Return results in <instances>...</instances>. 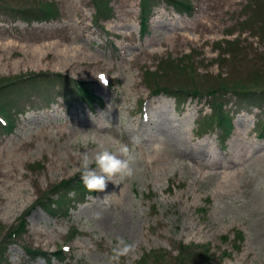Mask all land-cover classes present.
<instances>
[{
  "label": "rangeland",
  "instance_id": "374dc122",
  "mask_svg": "<svg viewBox=\"0 0 264 264\" xmlns=\"http://www.w3.org/2000/svg\"><path fill=\"white\" fill-rule=\"evenodd\" d=\"M149 1L0 0V88L56 74L100 99L0 93V264H110L116 237L138 246L120 264H264V0ZM85 135L134 174L89 192Z\"/></svg>",
  "mask_w": 264,
  "mask_h": 264
},
{
  "label": "clouds",
  "instance_id": "9594fccd",
  "mask_svg": "<svg viewBox=\"0 0 264 264\" xmlns=\"http://www.w3.org/2000/svg\"><path fill=\"white\" fill-rule=\"evenodd\" d=\"M139 142V138H136V143ZM80 143L83 149L79 153L81 156L79 165L81 179L89 192H103L107 187L108 181L114 183L113 177H131L134 174L133 165L136 157L128 145L118 143L115 150H112L105 146L104 140L87 135L83 137ZM90 144L94 145V148H90ZM155 147L159 148L161 146L156 145ZM93 164L96 165L95 168L92 167ZM109 196L106 195L102 201L107 202ZM97 219H99V216H97ZM103 236L104 233L101 231L96 236V239H100ZM109 244L111 245L110 264H120L123 257H128L130 254L135 253L138 247L135 242H129L120 237H116L114 243L109 241Z\"/></svg>",
  "mask_w": 264,
  "mask_h": 264
},
{
  "label": "trees",
  "instance_id": "16d2710c",
  "mask_svg": "<svg viewBox=\"0 0 264 264\" xmlns=\"http://www.w3.org/2000/svg\"><path fill=\"white\" fill-rule=\"evenodd\" d=\"M149 3H150V1L146 0V2H144V5L148 7ZM189 10H190V6H188V8L186 9L185 12H187V11L189 12ZM50 11H51L50 9H48L47 11L39 10V13L40 14L42 13V14L40 15L41 17L37 18V19L38 20H40V19L47 20L49 18V16H50V13H51ZM15 14H17L18 17L20 16V18H22V19H23V17H26V19H25L26 21L29 18L27 16L30 15V13L25 12V11H18ZM66 82H69L71 84V86L68 87V89L70 91H72L73 94L78 95V96L81 95V96L87 97V99L89 101H97L98 100V98H96L95 96L91 95L87 84H83L81 82H76V81L73 82L72 80H68L65 76L63 77V76L56 75V74H54L53 76L49 75V74H43L41 76L40 75H32L31 77L23 78L22 80H19V81H13V82L11 81V83H5L0 88L1 89L0 93L2 95L1 98L4 101L9 103L10 101H12V99H11L12 97H13V99L16 98V96L14 94L17 93V91H18V94L25 91L24 89H22V87L28 88V91H33L34 90L36 92H39L38 88L43 86V85H47V86H49V88L50 87L53 88L54 86H64L65 87ZM156 92L159 93V91H156ZM33 93H35V92H33ZM179 94H180V91H175L174 92V95H176L178 97H180ZM186 94L187 93L184 92L182 95L186 96ZM41 95H42L43 98L46 99V104L47 105L51 104L54 101V99H55L49 93H42ZM191 96L195 97L196 95L193 94ZM23 98H25V97H23ZM26 98H28V95L26 96ZM52 98H54V99H52ZM240 98H242V99H246V98L247 99L248 98L254 99L255 96L252 93L246 92V93H242V95H240ZM1 103L3 104L1 106V108L3 110L6 109V103L5 102H1ZM218 121L220 122V124H223L221 119H218ZM8 130H11V127L8 126ZM261 130L263 131V135H264V124H262ZM72 182H76L77 183L78 182L77 178H74L73 180H70L69 183L67 182L66 184H63V185H64V187H67V186L69 187V185H72ZM31 255L33 257L41 256V255L42 256H46V254H43V253L40 254V255H37V254L33 253ZM60 255H61L60 253H56L54 255V257H56L59 261H62V258L60 257Z\"/></svg>",
  "mask_w": 264,
  "mask_h": 264
},
{
  "label": "bare ground",
  "instance_id": "6f19581e",
  "mask_svg": "<svg viewBox=\"0 0 264 264\" xmlns=\"http://www.w3.org/2000/svg\"><path fill=\"white\" fill-rule=\"evenodd\" d=\"M209 9V8H208ZM119 28V27H118ZM187 37V36H186ZM67 44V43H66ZM55 46V45H54ZM65 46V45H64ZM56 47V46H55ZM66 47V46H65ZM49 48V47H48ZM67 48V47H66ZM68 49V48H67ZM37 50H38V48H37ZM36 51V50H35ZM65 51H66V49H65ZM21 52H23L24 54H27V51H25V49L23 50V49H21ZM29 52V51H28ZM31 52V51H30ZM39 52H40V50H39ZM32 54H34V53H32ZM36 54V53H35ZM61 54H63V52H61ZM39 56V55H38ZM13 201V200H12ZM17 206V205H16ZM35 235V241L37 242L38 241V238H40V237H42L43 236V234L42 233H39V232H35L34 233ZM49 237V236H48ZM49 240H52V239H49Z\"/></svg>",
  "mask_w": 264,
  "mask_h": 264
}]
</instances>
